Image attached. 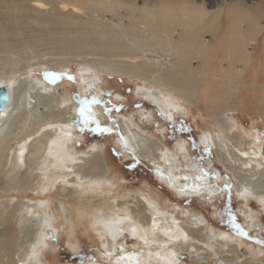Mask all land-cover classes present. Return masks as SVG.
Instances as JSON below:
<instances>
[{
    "label": "bare ground",
    "instance_id": "6f19581e",
    "mask_svg": "<svg viewBox=\"0 0 264 264\" xmlns=\"http://www.w3.org/2000/svg\"><path fill=\"white\" fill-rule=\"evenodd\" d=\"M201 6L182 1L172 7L164 0L141 6L135 0H0V85L10 93L0 112V175L6 178L0 191L18 194L27 188L35 195L33 202L23 197L12 202L10 195L0 204V221L14 219L17 226L0 237V264H32L47 230L70 212L90 216L89 227L104 246L107 263L88 264H264L261 249L226 231L215 233L201 216L180 220L142 194L132 192L105 207L100 200L89 204L91 191L106 177L103 155L95 149L71 151L67 143L82 121L81 108L62 96L60 84L47 85L33 74L40 67L68 71L75 61L84 92L99 75L112 73L138 79L137 96L166 119H174L184 103L193 106L206 129L201 145L213 149L238 181L237 195L254 196L264 209V132L227 115L235 110L264 115V5ZM123 8L125 24L102 19L105 12L118 16ZM39 44L68 50L78 44L77 53L91 47L108 51V57L47 60L35 53ZM133 119L121 117L120 144L147 161L175 197L213 193L201 167L179 160L186 149L182 140L170 149L138 127L147 121L146 112ZM48 189L63 199L55 197L54 204L42 199ZM19 233L25 235L20 243ZM120 238L124 241L116 247Z\"/></svg>",
    "mask_w": 264,
    "mask_h": 264
},
{
    "label": "rangeland",
    "instance_id": "374dc122",
    "mask_svg": "<svg viewBox=\"0 0 264 264\" xmlns=\"http://www.w3.org/2000/svg\"><path fill=\"white\" fill-rule=\"evenodd\" d=\"M159 1L163 0H135L139 6L144 3L158 4ZM182 1H186L192 8L203 5L206 8L214 9L222 2L227 6L234 5L240 8L242 6V9L251 5L257 6L260 2L264 5V0H164L168 6L172 7H177ZM119 11L120 15L118 16H112L109 12H105L101 15L102 19H112L120 24H125L127 22V17L124 16L126 10L123 8ZM121 14H123V18ZM71 35L69 37L73 38ZM210 38V34H204L205 40H210ZM82 39H80L79 45L82 44ZM79 45H71L68 50L58 44H39L35 48V53L47 60L59 58L61 55L79 60L106 59L108 57V51L103 53V51L91 47H82V50L77 53L76 49L81 47ZM68 66V71L40 67V69H35L33 74L47 85L60 84V91L65 99L74 102L79 108L90 109L82 117L81 123L72 130L71 139L67 143L71 151L89 154L90 150L95 149L103 155L106 177L103 178L100 185H96L95 189L91 191L93 197L88 202L89 204L100 200L105 207L127 199L128 194L132 192L142 194L157 202L160 208L173 212L180 220L189 219L188 221H190L192 217H203L205 227L212 229L215 233L226 231L230 236L240 238L248 243L250 248L255 251L261 249L258 257L264 259V209L254 196L243 200L237 195V191L241 189L238 181L222 165L215 152L212 151L213 149L207 145H201L200 136L206 129L196 116L197 110L193 106L184 103V109L174 114V119H166L161 116L158 108L151 102L137 96L135 89L140 81L135 77L112 73L102 74L99 75V79L94 81L95 83L92 84L89 91L84 92L76 75L79 65L75 61H70ZM48 72L63 73V75L57 77L59 80L52 82L46 77ZM85 101L89 103L85 104ZM141 111L147 113V121L144 120L138 125L143 132L154 136L170 149H174L175 143L182 140L186 149L178 156L181 163H196L199 168L213 173L212 176L205 173V176L209 177V181L212 182L213 193L208 195L209 192L205 191L183 199L177 198L174 191L165 181L160 180L147 161H143L131 151H126L124 144H120L119 141L123 137L120 133L119 121L122 116L129 117L134 121V115ZM202 113L205 116L210 115L208 111H202ZM89 115L91 119H87ZM227 115L234 121H241L245 128L256 125L260 132H264V115L262 114L249 115L244 111L235 110ZM160 126L163 129H160ZM8 168H10V163L6 169ZM51 175L49 173L50 177ZM5 179L0 175V187L4 186ZM45 182L46 179L43 178L41 185H44ZM59 191L62 194L66 193L62 190ZM0 193L2 194L0 204L10 198V195L13 198L12 202L18 197H23V201L32 199L31 202L35 198L33 193L27 191V188H21L18 194L14 190L0 191ZM41 194L42 199H49L53 204L55 197L63 199L54 192V189H48ZM183 209H188V214H182ZM70 213L71 217L53 222L54 230H47L46 242L41 246L37 259L32 264L107 263L102 255L104 246H101L100 239L96 236L93 228L89 227L90 216L80 218L73 215L72 212ZM249 219L251 220L249 221ZM12 230H17L14 219L7 223L0 221V237ZM18 237V243H20L24 240L25 235L19 233ZM121 240L120 238L116 247L124 241ZM14 257H16L15 253ZM186 260L188 258L184 262Z\"/></svg>",
    "mask_w": 264,
    "mask_h": 264
},
{
    "label": "water",
    "instance_id": "95a60500",
    "mask_svg": "<svg viewBox=\"0 0 264 264\" xmlns=\"http://www.w3.org/2000/svg\"><path fill=\"white\" fill-rule=\"evenodd\" d=\"M55 80H58V78ZM54 81H52V82H54ZM9 97H10V93H9V90L6 87V85H0V112L5 109V106L9 101ZM202 171L206 172L209 176L213 175V173L207 172L205 170H202Z\"/></svg>",
    "mask_w": 264,
    "mask_h": 264
},
{
    "label": "snow or ice",
    "instance_id": "6c2138e0",
    "mask_svg": "<svg viewBox=\"0 0 264 264\" xmlns=\"http://www.w3.org/2000/svg\"><path fill=\"white\" fill-rule=\"evenodd\" d=\"M60 75H63V73H55V72H48L46 73V77L50 80V81H54L55 79H57L58 76ZM89 102L88 101H85V104H88ZM79 111V114L81 116H84L85 113L89 112L90 109L89 108H81L78 110ZM87 119H91V116L89 115L87 117Z\"/></svg>",
    "mask_w": 264,
    "mask_h": 264
}]
</instances>
